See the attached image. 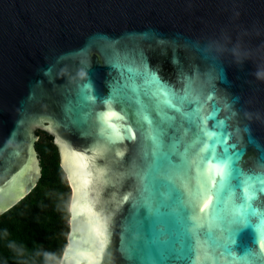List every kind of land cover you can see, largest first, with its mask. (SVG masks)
<instances>
[{
	"label": "water",
	"instance_id": "obj_1",
	"mask_svg": "<svg viewBox=\"0 0 264 264\" xmlns=\"http://www.w3.org/2000/svg\"><path fill=\"white\" fill-rule=\"evenodd\" d=\"M225 28L234 35L260 30L251 40L259 47L264 0H0V214L39 179L41 131L53 138L71 190L59 264H142L134 253L146 228L179 250L193 220L218 242L214 255L201 249L195 264H264L253 244L264 235V181L252 189L237 180L203 181L190 116L196 101L177 112L153 98L145 76L152 72L180 95L190 80L202 115L214 105L215 119L232 133L229 143L243 153L236 166L245 177L264 176V81L257 79L264 54L237 66L197 47ZM108 111L117 118L106 121ZM109 124L132 131L107 145L101 135ZM154 132L177 167L154 157ZM209 195L214 203L204 208ZM212 212L223 225L209 229ZM98 216L107 225L103 245L94 231ZM250 247L258 258L247 256ZM165 264L191 261L171 252Z\"/></svg>",
	"mask_w": 264,
	"mask_h": 264
},
{
	"label": "snow or ice",
	"instance_id": "obj_2",
	"mask_svg": "<svg viewBox=\"0 0 264 264\" xmlns=\"http://www.w3.org/2000/svg\"><path fill=\"white\" fill-rule=\"evenodd\" d=\"M145 76L154 88V93L152 94L153 98L163 97V103L177 112L182 111L184 104L187 103L191 105L194 100L196 101V106L191 111L190 116L192 120L196 122L194 124V132L196 133L195 140L200 142L201 150L203 152L202 161L206 166L198 168L203 181L212 185L218 183L222 186L226 180H237L248 189H252L254 183L259 184L261 181H264V176L245 177L242 170L236 166V162L239 161L243 153L236 150V144L229 143L232 133L225 130L223 121L215 119L219 110L214 105L207 116L202 115V105L198 101V95L194 94L190 80L183 90L184 94L180 95L174 88L159 80L152 72H146ZM113 100L118 103L121 102L116 96H113ZM108 103H112V101H109ZM141 107L144 108V105L141 104ZM145 111H147L146 108ZM116 118L117 114L114 111H108L104 117L106 121H112ZM144 119L151 123V120L147 115L144 116ZM211 121L215 122L211 127H207L206 123ZM73 123H77V121H73ZM108 128L110 131L107 135H101V140H106L107 145L115 144L116 142L127 138L123 135V132L132 131L130 127H125L123 130H120L115 124H109ZM131 138H134V135ZM151 140L154 157L157 158V160L162 157L167 161L170 167H177V165L173 164L170 159V154H165L163 152L164 146L160 133L154 132ZM184 156H187V151ZM182 163L187 164L190 162L182 158ZM128 198L129 197L125 195L123 200L127 201ZM212 203L214 202L209 195L208 203L204 204V208H208L209 204ZM140 204L142 208H147L145 201L141 200ZM93 214L95 215V213ZM216 224L223 225V221L219 216L212 212L208 225L209 229ZM106 227L105 218L98 216L94 231L102 245L106 242ZM202 227L204 226L195 220L189 223L185 228L183 242L179 250L170 249L169 244L160 239L161 234L153 233L146 228L144 240L137 246L138 252L134 253V255L142 257V264H165L169 254L175 252L177 258L187 257V259L191 261V264H195V260L199 257V251L201 249H204L206 255L208 252H212L214 255V250L218 246V242L213 238L211 232L207 230L202 232ZM232 235H234V233L228 234L229 243L231 242ZM253 244H257L259 248L264 251V235L257 234L253 240ZM129 247L131 248V245ZM225 252L226 254L228 253L226 245ZM247 256L258 258L255 248L250 247L247 250ZM89 264H95V262L90 260Z\"/></svg>",
	"mask_w": 264,
	"mask_h": 264
},
{
	"label": "trees",
	"instance_id": "obj_3",
	"mask_svg": "<svg viewBox=\"0 0 264 264\" xmlns=\"http://www.w3.org/2000/svg\"><path fill=\"white\" fill-rule=\"evenodd\" d=\"M37 135L40 177L23 199L0 214V264H59L66 246L70 186L53 138L41 131Z\"/></svg>",
	"mask_w": 264,
	"mask_h": 264
},
{
	"label": "clouds",
	"instance_id": "obj_4",
	"mask_svg": "<svg viewBox=\"0 0 264 264\" xmlns=\"http://www.w3.org/2000/svg\"><path fill=\"white\" fill-rule=\"evenodd\" d=\"M262 35L258 29H240L235 35L229 29H221L213 37L208 38L202 45L197 43L199 50L208 58L216 62L229 61L242 66L257 55L264 54V43L253 47L251 40ZM257 79L264 81V72L257 73ZM15 251V249H13Z\"/></svg>",
	"mask_w": 264,
	"mask_h": 264
},
{
	"label": "rangeland",
	"instance_id": "obj_5",
	"mask_svg": "<svg viewBox=\"0 0 264 264\" xmlns=\"http://www.w3.org/2000/svg\"><path fill=\"white\" fill-rule=\"evenodd\" d=\"M40 177V176H39ZM38 181V180H37ZM37 183V182H36ZM36 185V184H35Z\"/></svg>",
	"mask_w": 264,
	"mask_h": 264
}]
</instances>
